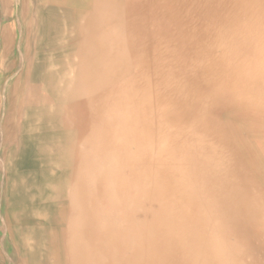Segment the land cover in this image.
<instances>
[{"label":"bare ground","instance_id":"6f19581e","mask_svg":"<svg viewBox=\"0 0 264 264\" xmlns=\"http://www.w3.org/2000/svg\"><path fill=\"white\" fill-rule=\"evenodd\" d=\"M0 11V264H264V0Z\"/></svg>","mask_w":264,"mask_h":264},{"label":"rangeland","instance_id":"374dc122","mask_svg":"<svg viewBox=\"0 0 264 264\" xmlns=\"http://www.w3.org/2000/svg\"><path fill=\"white\" fill-rule=\"evenodd\" d=\"M7 18L8 16H5L2 11H0V20H3L4 22L7 21ZM6 19V20H5ZM3 22V23H4ZM17 31V30H16ZM35 31V29H34ZM1 87H3V84L1 85ZM2 115L0 116V199L1 197L6 193V190L9 186H11L8 181V178H7V169L5 168L4 164H3V161L1 160V155L3 153V150H4V139H3V133H2V126H3V123L4 122V119ZM235 125L237 126V124L235 123ZM2 144V145H1ZM21 144V141H19V145ZM11 164V167L8 168V169H11V173L13 174V177L15 178L16 177V168H15V162H14V159L11 160L10 162ZM5 169V170H4ZM15 170V171H14ZM4 171V172H3ZM3 173V174H2ZM4 187V188H3ZM2 190V191H1ZM4 192V194H3ZM7 237V238H6ZM5 239V240H4ZM3 245V249L6 248L7 251H9V235L8 233L6 232L4 226H3V223L2 221L0 220V245Z\"/></svg>","mask_w":264,"mask_h":264}]
</instances>
